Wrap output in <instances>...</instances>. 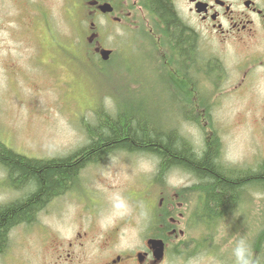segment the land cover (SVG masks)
Listing matches in <instances>:
<instances>
[{
    "label": "rangeland",
    "instance_id": "1",
    "mask_svg": "<svg viewBox=\"0 0 264 264\" xmlns=\"http://www.w3.org/2000/svg\"><path fill=\"white\" fill-rule=\"evenodd\" d=\"M77 5L76 0H0V139L6 145L29 157L69 155L89 143L97 104L110 113L123 106L143 111L163 130H178L197 152L215 137L220 160L229 168L264 169V65L252 66L250 45L209 40L201 51L208 68L191 63L186 72L176 58V70L153 35L122 26L111 34L110 23L98 16L93 29L87 8ZM94 31L114 50L108 60L95 50V40H88ZM249 68L255 69L253 79ZM159 164L152 154L124 150L88 163L33 222L9 231L0 264H76L77 251L85 256L76 245L79 232L89 227L95 237L87 249L103 243L114 227L121 245L131 244L147 218L162 213L161 197L164 205L173 197L184 203L179 211L191 215L199 245L216 246L218 235L212 239L208 233L223 226L238 228L247 239L249 230L264 225V188L245 186L235 205L214 222H203L193 186L197 178L181 168L160 175ZM6 177L0 167V204L25 192L9 188ZM114 193L127 199L131 212L110 222ZM102 217L106 228L100 226ZM185 259L178 252L172 260L184 264Z\"/></svg>",
    "mask_w": 264,
    "mask_h": 264
},
{
    "label": "trees",
    "instance_id": "2",
    "mask_svg": "<svg viewBox=\"0 0 264 264\" xmlns=\"http://www.w3.org/2000/svg\"><path fill=\"white\" fill-rule=\"evenodd\" d=\"M152 6L165 20L168 41L178 57L180 54L181 64L185 67L191 63L209 66L210 61L207 64L199 55L194 35L179 22L169 1L152 0ZM94 109L97 124L87 130L89 143L69 155L29 157L0 139V167L6 171V185L25 191L21 197L0 204V252L8 244L9 231L13 227L33 222L50 199L76 182L80 169L88 163L100 162L114 151H141L158 157L160 175L172 168L192 173L198 180L193 186L200 193L202 206L198 207L197 215L203 222H214L235 205L245 186L253 184L256 188H264V169L227 167L220 160L215 137L207 141L203 151L197 152L178 130L157 127L143 116V111L121 106L116 113H110L101 104Z\"/></svg>",
    "mask_w": 264,
    "mask_h": 264
},
{
    "label": "flooded vegetation",
    "instance_id": "3",
    "mask_svg": "<svg viewBox=\"0 0 264 264\" xmlns=\"http://www.w3.org/2000/svg\"><path fill=\"white\" fill-rule=\"evenodd\" d=\"M168 1L179 22L194 35L199 55H203L201 51L209 40L248 44L250 49H253L250 54L252 66L264 65V0ZM76 2L78 7L82 4L87 8L88 17L91 19L90 27L93 29L97 27L94 19L98 16L104 17L110 23L111 34L113 30L122 26L132 28L129 33L146 31L153 35L158 49L160 51L164 49L169 54L173 68L177 67L180 70L181 56L179 54L178 57V52L171 47L166 22L153 9L152 0H76ZM104 4L108 5L106 11L102 9ZM99 36L100 33L94 31L88 37L90 43L95 38V49L98 52L103 47ZM113 53L112 49L111 54ZM202 58L209 63L207 57L203 55ZM257 60L261 62L257 63ZM173 61L178 64L175 65ZM217 65L215 66L218 68L215 70L219 72L221 69ZM183 69L186 72L189 70L187 66ZM254 70L249 68V72ZM246 76L247 71L244 78ZM177 198L173 197L164 205V197H161L159 205L163 207L162 213L151 214V217L147 218L148 223L134 235L131 244L121 245L120 229L114 227L105 235L103 243L87 249L85 247L87 242L95 237L92 228L89 227L91 230L84 233L79 232L81 241L76 245L84 250L85 256L83 253L79 255L77 251L76 261H73L76 264H173L172 259L179 252L186 257L184 264H232L230 253L234 241L241 237L239 229L223 226L217 232L210 231L208 236L212 232V239L218 235L213 239L216 246L213 243L207 246L199 245L191 232L193 229L191 215L179 211L184 203ZM248 235L251 264H264V225L249 230ZM160 241L163 242L161 248ZM199 256L203 258L199 260Z\"/></svg>",
    "mask_w": 264,
    "mask_h": 264
},
{
    "label": "clouds",
    "instance_id": "4",
    "mask_svg": "<svg viewBox=\"0 0 264 264\" xmlns=\"http://www.w3.org/2000/svg\"><path fill=\"white\" fill-rule=\"evenodd\" d=\"M110 103V100L108 101ZM111 212L108 219L114 222L116 219L130 214L131 207L125 197L119 193H114L110 197ZM106 218L102 217L99 221L102 228H106L108 224L105 222ZM231 261L232 264H251V249L246 238L239 237L234 241L231 248Z\"/></svg>",
    "mask_w": 264,
    "mask_h": 264
},
{
    "label": "water",
    "instance_id": "5",
    "mask_svg": "<svg viewBox=\"0 0 264 264\" xmlns=\"http://www.w3.org/2000/svg\"><path fill=\"white\" fill-rule=\"evenodd\" d=\"M107 7H108V5L105 4V5L102 6V9L104 11H106L107 10L106 9ZM101 53H102L103 58L104 59H107L109 57V54L111 53V51L110 50H106V49H102L101 50Z\"/></svg>",
    "mask_w": 264,
    "mask_h": 264
}]
</instances>
